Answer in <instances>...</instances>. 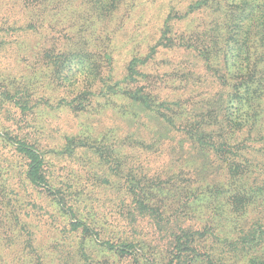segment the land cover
<instances>
[{"label":"rangeland","instance_id":"1","mask_svg":"<svg viewBox=\"0 0 264 264\" xmlns=\"http://www.w3.org/2000/svg\"><path fill=\"white\" fill-rule=\"evenodd\" d=\"M195 1L119 0L108 13L93 0H0V264H168L165 223L157 226L150 213L140 216L127 174L141 181L142 195L162 209L174 232L181 225L201 230L217 215L235 237L236 221L246 226L264 219V196L251 190L260 184L250 166L229 171L148 111L123 109L129 102L123 95L95 93L87 110L72 105L76 95L57 81L70 54L85 55L76 59L83 65L112 69L120 80L131 61L153 53L144 85L170 100H187V109L198 107L218 84L203 58L194 49L159 46L167 26L173 31L168 38L177 32L186 41L218 23L214 34L224 35L211 10L188 14ZM105 55L111 60L99 59ZM8 136L44 153L51 193L27 180V161ZM258 147L262 153L248 157L264 165V145ZM256 173L264 182V168ZM210 190L219 195L204 198ZM75 219L98 239L73 232ZM105 241L135 244L138 262L106 251Z\"/></svg>","mask_w":264,"mask_h":264},{"label":"trees","instance_id":"2","mask_svg":"<svg viewBox=\"0 0 264 264\" xmlns=\"http://www.w3.org/2000/svg\"><path fill=\"white\" fill-rule=\"evenodd\" d=\"M93 2L96 9L112 13L119 0ZM206 10L218 15L217 21L215 18L213 22L222 21L220 25L223 23L226 31L223 36L220 33L214 34L219 23L207 33H191L187 41L182 35L178 36L177 32L173 33L177 34L176 37L168 38V34L171 35L173 31L171 26H167L159 44L170 49L179 47L198 51V57L203 58L208 73L218 82L216 93L196 104L198 107L187 109V100H170L153 93L152 87L144 85L151 78L145 70L153 53L149 59L131 61L120 80L113 79L112 69L105 68L101 71L102 65L97 62L83 65L76 59H83L85 55L70 54L62 62L57 81L58 84L60 82V87L76 95L72 101L75 106L84 107L95 93L111 92L128 97L129 102L123 105V109L135 107L148 111L150 118L160 120L163 126L173 132L183 133L187 141L207 158L220 159L225 167L230 166L231 172L233 168L244 170L250 166L260 180L262 174L256 173V170L260 172L264 165L261 164V159H250L248 155L254 152L261 154L262 150L258 145H264V0H197L189 6L188 14ZM221 17L225 19L221 20ZM190 38H194L192 40L195 43ZM104 57L111 60L109 55L99 59L103 60ZM214 61H218L220 65L214 66ZM98 83H102L100 87H97ZM5 140L19 156L26 159L27 180L35 187L51 193L45 174L44 153L25 140L11 136ZM223 168L222 165L220 169ZM126 176L140 216L150 213L149 218L157 226L165 223L162 231L168 234L166 235L171 239L172 247V257L168 264H197L198 261L202 264H264V219L250 221L246 226L236 221L234 229L238 231V235L236 233L235 237L229 235L232 231L227 229L224 220L216 221L217 215L201 230L181 225L174 232L170 227L171 221L165 217L163 219L162 209L155 203H149L142 195L144 189L142 190L141 181L134 175ZM259 180L257 184L260 185L251 190L264 196V182ZM217 195L216 191L210 190L203 196L208 198ZM70 226L73 232L94 235L98 239V234L80 220L75 219ZM101 244L106 251L118 254L121 259L132 257L138 262L133 243L114 244L105 241Z\"/></svg>","mask_w":264,"mask_h":264}]
</instances>
